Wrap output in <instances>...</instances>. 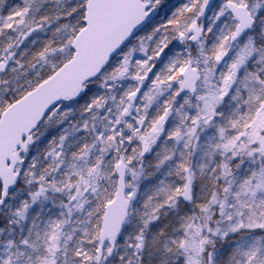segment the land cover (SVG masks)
<instances>
[{"label": "snow or ice", "instance_id": "obj_1", "mask_svg": "<svg viewBox=\"0 0 264 264\" xmlns=\"http://www.w3.org/2000/svg\"><path fill=\"white\" fill-rule=\"evenodd\" d=\"M0 264H264V0H0Z\"/></svg>", "mask_w": 264, "mask_h": 264}]
</instances>
